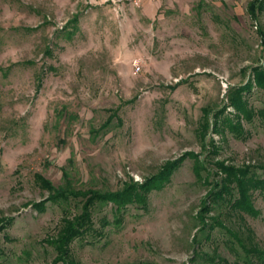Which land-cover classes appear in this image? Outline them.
I'll return each instance as SVG.
<instances>
[{"label":"rangeland","instance_id":"rangeland-1","mask_svg":"<svg viewBox=\"0 0 264 264\" xmlns=\"http://www.w3.org/2000/svg\"><path fill=\"white\" fill-rule=\"evenodd\" d=\"M121 1L0 0V223L9 220L0 264H63L54 263L48 238L65 216L82 212L83 199L49 201L36 173L56 188L104 194L143 183L182 158L146 207L116 214L113 203L97 201L95 231L72 244L74 264L238 258L233 237L216 224L204 230L201 219L243 226L226 210L203 211L224 176L220 164L262 175L259 119L243 122L245 139L212 131L215 113L237 116L228 91L248 84L253 67H264V5L256 20L248 11L262 0H186L153 24L138 12L125 21L122 8L113 10ZM245 99L264 109V90L254 87ZM253 201L259 215L245 222L264 248V193L255 191Z\"/></svg>","mask_w":264,"mask_h":264},{"label":"trees","instance_id":"trees-1","mask_svg":"<svg viewBox=\"0 0 264 264\" xmlns=\"http://www.w3.org/2000/svg\"><path fill=\"white\" fill-rule=\"evenodd\" d=\"M262 5H264V0L261 3L252 1L249 4V14L255 20L258 18L259 12L263 9ZM78 19L79 16H75L72 20L71 23L74 24V27H76ZM73 35V31L67 34L69 38ZM252 73L253 79L251 78L248 84L234 86V88L228 91L229 105L231 104L236 110L237 116L234 119L224 117L225 109L213 115L216 120L212 124L214 134L222 135L224 131L229 130L235 138L245 139L247 133L244 132L243 122L252 123L255 118L259 119L260 125L264 127V109L254 110L245 99L247 93L254 87L264 90V67H253ZM206 114L207 118H205V123L202 125L203 129L209 128L208 116L210 113L206 111ZM218 119H221L220 123L217 122ZM186 155H191V153ZM183 159L166 163L159 173L143 183H129L120 191L104 194L92 189L76 191L69 188V186L56 188L52 181L36 173L34 175L36 184L51 193L48 198L49 201L54 203H69L71 199H83L81 200L82 212L72 220L65 216L57 234L48 238V242H50L56 252L57 258L54 263L61 261L63 264H74L72 244L75 240L83 238L95 231L93 213L97 201L101 203H113L116 214L126 209L129 205H143L142 207H146L150 192L162 188L169 181L173 172L179 167ZM259 168L262 170V175L252 174L249 167L237 168L235 166L220 164L219 169L224 176L220 182L215 183L214 190L209 193L206 204L203 207V211H211V209L226 210L228 214H231L234 218H239L241 221L240 225L243 226H240V229L238 228L236 230L225 226L219 219L212 218L214 221L211 224L201 219L204 230L212 228L216 224L224 228L233 237L228 242L231 245V249L237 253L238 258L232 264H264V248L256 241L253 229L245 222L246 215H259V211L254 205L253 193L255 191L264 193V164L259 166ZM64 176L65 178L68 177L66 172ZM44 205L45 202L38 203L35 204V207L41 209ZM63 213L65 215L68 214L66 209L63 210ZM7 221L9 220L0 223V234L2 233L1 230L6 228L4 225ZM106 224L104 220L103 225L105 226ZM236 246L238 248H235ZM215 258L216 256L210 257V260L215 262Z\"/></svg>","mask_w":264,"mask_h":264},{"label":"crops","instance_id":"crops-1","mask_svg":"<svg viewBox=\"0 0 264 264\" xmlns=\"http://www.w3.org/2000/svg\"><path fill=\"white\" fill-rule=\"evenodd\" d=\"M209 1H216V0H209ZM180 2H186V0H144L142 5L140 7H135L129 0H123L116 4V6L113 7V10L118 8H122V16L123 19L126 21L127 15L129 13H140L141 17L145 22L148 24H153L155 21L159 20L161 18L162 12L165 9H173L175 4H178ZM79 23V19H78ZM77 23V24H78Z\"/></svg>","mask_w":264,"mask_h":264},{"label":"built area","instance_id":"built-area-1","mask_svg":"<svg viewBox=\"0 0 264 264\" xmlns=\"http://www.w3.org/2000/svg\"><path fill=\"white\" fill-rule=\"evenodd\" d=\"M129 1L133 4V6L140 7L144 0H129ZM152 1H157V0H152ZM138 71H140V66L139 65H137L135 73H137Z\"/></svg>","mask_w":264,"mask_h":264}]
</instances>
